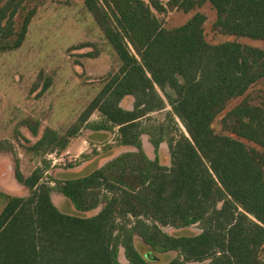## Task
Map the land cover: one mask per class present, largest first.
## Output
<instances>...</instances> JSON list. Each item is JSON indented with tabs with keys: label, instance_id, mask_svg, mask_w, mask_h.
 <instances>
[{
	"label": "trees",
	"instance_id": "obj_1",
	"mask_svg": "<svg viewBox=\"0 0 264 264\" xmlns=\"http://www.w3.org/2000/svg\"><path fill=\"white\" fill-rule=\"evenodd\" d=\"M25 1L0 0V51L24 40L34 8L19 27L14 17ZM205 2L215 10L214 29L264 41V0H83L119 66L65 134L45 127L29 149L63 151L86 128L114 131L116 146L135 150L53 185L43 179V168L24 176L16 163L14 176L29 193L0 191V264H122L119 247L127 264H151L135 248L134 235L154 251L177 253L165 264H263L264 103L243 98L221 120L223 129L256 148L216 133L212 122L230 100L264 81V50L235 40L208 42L200 11L171 28L156 15L194 11ZM126 95L133 97L130 109L120 105ZM166 105L164 120L150 121L149 114ZM94 111L99 119L89 121ZM26 125L37 134L38 122ZM142 134L149 136L153 158L143 150ZM163 141L169 165L158 160ZM53 189L77 211L101 207L90 216L62 212L52 201ZM192 224L198 233L162 230Z\"/></svg>",
	"mask_w": 264,
	"mask_h": 264
},
{
	"label": "rangeland",
	"instance_id": "obj_2",
	"mask_svg": "<svg viewBox=\"0 0 264 264\" xmlns=\"http://www.w3.org/2000/svg\"><path fill=\"white\" fill-rule=\"evenodd\" d=\"M161 1L165 3L167 0ZM23 7L14 17L17 27L26 11L34 8L24 40L15 49L0 51V142L5 147L0 151V191L16 196H26L29 193L14 176L16 163L24 176L29 175L36 167L43 168V179L51 185L54 179L80 176L98 165V154L110 148L111 142L107 141H111L113 131L106 130L107 133L95 137L89 129L81 128L69 140L64 151L56 149L34 153L29 147L40 138L45 127L56 130L60 135L65 134L67 128L76 121L80 112L100 90L105 77L119 66L115 52L86 10L83 0H26ZM195 11L205 15L203 28L208 42L235 40L264 50L262 40L223 34L214 29L216 14L209 2L190 12L172 9L156 15L165 27L171 28L184 23ZM243 98L254 105L264 103V81L259 80L252 84L242 96L228 102L226 108L212 122L216 133L237 137L223 129L221 120L225 112ZM125 104L123 101L122 107ZM168 110L169 106L166 105L163 109L150 113V121H163ZM98 119L97 111L89 117V121ZM175 121L180 130L185 132L179 120ZM35 122H38L37 134L33 135L26 123L34 125ZM165 126L170 129L168 120ZM142 135L143 150H147L153 158L155 153L149 136ZM237 138L247 146L256 148L254 143ZM131 148L135 150L134 147ZM157 155L161 164L169 165V152L165 141L159 144ZM51 192L53 203L65 213L90 216L101 207L77 211L62 194L54 189ZM3 204L4 199L0 196V209ZM162 230L179 236L196 234L199 227L197 224L181 228L164 226ZM133 242L138 252L151 264H165L177 255L174 251H154L137 235H134ZM260 256L264 264V248ZM118 260L127 264L122 247L118 248ZM205 262L195 261L188 264Z\"/></svg>",
	"mask_w": 264,
	"mask_h": 264
},
{
	"label": "crops",
	"instance_id": "obj_3",
	"mask_svg": "<svg viewBox=\"0 0 264 264\" xmlns=\"http://www.w3.org/2000/svg\"><path fill=\"white\" fill-rule=\"evenodd\" d=\"M133 97L132 96H130V95H126V96H124L123 98H122V100L120 101V105L123 103V101L124 102H126V104L123 106L124 108H126V109H130L131 108V104H132V99ZM122 106V105H121ZM89 132H91V133H93V134H95V137H99V136H101L102 134H104V133H107V131L106 130H89ZM114 135H115V132L113 131L112 132V135H111V141H110V139H108V141L107 142H111V144H114ZM142 136L143 135H141V139H142ZM83 139V141L84 142H86V140H85V138H82ZM141 142H142V140H141ZM111 144H110V148L109 149H107L105 152H99V156H100V161H99V163H98V165H96L94 168H96V167H99V166H101L103 163H105L107 160H109V159H111L112 157H114V156H116V155H118V154H120L121 152H125V151H133L134 149H132L131 147L132 146H122V145H119V146H111ZM68 146V145H67ZM161 146V145H160ZM99 147H97V149H98ZM66 149V148H65ZM64 149V150H65ZM63 150V151H64ZM145 150V149H144ZM67 152V151H66ZM145 152H146V154H147V156L148 157H150V158H152V155H150L148 152H147V150H145ZM94 168H92V169H94ZM91 169V170H92ZM90 170V171H91ZM88 173V172H87ZM85 174V173H84ZM84 174H82V175H84ZM81 176V175H80ZM74 177H77V176H74ZM69 178H71V177H69ZM50 195H51V198L53 199V195H52V192L50 193Z\"/></svg>",
	"mask_w": 264,
	"mask_h": 264
}]
</instances>
